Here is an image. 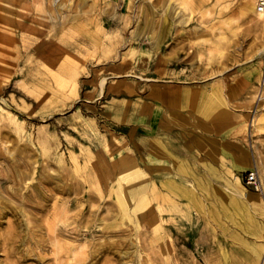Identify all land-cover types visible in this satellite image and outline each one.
I'll return each instance as SVG.
<instances>
[{
  "label": "rangeland",
  "instance_id": "374dc122",
  "mask_svg": "<svg viewBox=\"0 0 264 264\" xmlns=\"http://www.w3.org/2000/svg\"><path fill=\"white\" fill-rule=\"evenodd\" d=\"M52 1L0 0V264H216L221 249L264 264V240L212 211L229 169L264 202V24L247 0ZM124 145L148 177L138 211L103 161Z\"/></svg>",
  "mask_w": 264,
  "mask_h": 264
},
{
  "label": "bare ground",
  "instance_id": "6f19581e",
  "mask_svg": "<svg viewBox=\"0 0 264 264\" xmlns=\"http://www.w3.org/2000/svg\"><path fill=\"white\" fill-rule=\"evenodd\" d=\"M8 1L11 3V6H13L12 4H14V2H17V1L19 2L20 0H8ZM56 1L57 0H53L52 2L55 3ZM258 3H259V0H247L244 5V10L246 13H251L253 15V19L255 20L256 24L263 25L264 24V14L259 12ZM55 6L56 5H54V7ZM46 16H48L49 19H53L52 13H46ZM9 77L6 78V81L9 80ZM263 89H264V77H263L262 83L259 88V93H263L262 92ZM258 98L262 100L263 96L258 95ZM259 104H260L259 102H256L252 112H249L248 114H246V119H247L248 124L246 125L245 123H243L242 125H240V129H239L240 132L243 134H246L247 136H249L251 133V129H250L251 126L255 127L256 125L255 124L256 116L254 114V111L259 106ZM204 142L206 141L204 140ZM208 143L210 145V148L213 151H216L218 149V143H215L212 141L210 143L207 141L205 144H208ZM122 147L123 148L119 149L116 155H112V152L110 150H107L103 161L111 165L112 169L113 170L115 169L117 172V177L114 180L112 189L115 190L119 205L124 208L127 205V203L130 202L131 199L135 198L136 195H139L137 197L139 203L137 204L136 208L133 209V211H138L139 208L147 206V204L149 203V202L147 203V199L145 198L144 192L140 193L141 186H142L141 182H144V183L147 182L148 177L146 176V174L140 167L136 158L132 155L131 150L125 145ZM15 172L17 173L18 176L20 175L17 168L15 169ZM228 173L230 174V176H232V180L224 178L223 176L219 177V179H222L229 186L228 188L229 197H223L222 195H220L219 197L217 196L218 200L221 201L220 207L219 205L212 206V211L214 212L215 220L217 221V224L223 227L224 233H227L228 235H231V236H238L235 230H231L228 227L223 226L221 218L219 217L218 210L220 208H224L225 210L229 211V216L232 220L235 219L237 216H239L240 219L238 223L240 224V226L245 231L255 236V238L258 239V241H263L264 240V222L259 221L255 216L256 213L254 212L255 213L254 214L252 212V211H258V213H261L264 215L263 200L259 196H257L255 193L248 191V189L242 184L240 179L236 176L234 170L229 169ZM135 180L141 181L139 182L140 185L135 183L136 182ZM1 189L2 188H0V200H3L4 196L1 194L2 192ZM223 198L228 200L229 203L227 202L224 203L222 201ZM54 217L57 222L64 221V220H61V218L67 217V210L65 207V203H62L57 210H54ZM255 251L258 256L256 258H261L259 257L261 256V247L259 248V246H256ZM76 257H77V254L75 253L71 259L74 262L78 263ZM238 258H240V256ZM238 258L234 256L232 253L226 251L225 249H221L219 252V258L216 264H240V263L244 264L242 263L243 261L242 262L239 261L240 259ZM242 258L245 260L246 264H256V262L258 261V259H256V261L255 259L251 260L247 255H244V254H242Z\"/></svg>",
  "mask_w": 264,
  "mask_h": 264
},
{
  "label": "built area",
  "instance_id": "2783aa9c",
  "mask_svg": "<svg viewBox=\"0 0 264 264\" xmlns=\"http://www.w3.org/2000/svg\"><path fill=\"white\" fill-rule=\"evenodd\" d=\"M258 9H259V12L264 14V0H259ZM245 181L253 190H255L257 192L261 191V185H260V182L258 180L256 172H254V171L248 172L245 175Z\"/></svg>",
  "mask_w": 264,
  "mask_h": 264
},
{
  "label": "crops",
  "instance_id": "0c3cea01",
  "mask_svg": "<svg viewBox=\"0 0 264 264\" xmlns=\"http://www.w3.org/2000/svg\"><path fill=\"white\" fill-rule=\"evenodd\" d=\"M128 93V92H127ZM153 102H154V99H152V105H153ZM149 103H150V100H149Z\"/></svg>",
  "mask_w": 264,
  "mask_h": 264
}]
</instances>
